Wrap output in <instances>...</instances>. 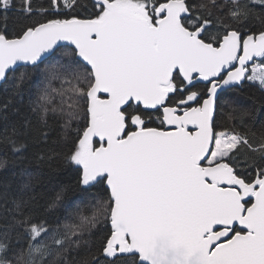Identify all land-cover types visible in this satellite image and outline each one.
Masks as SVG:
<instances>
[{"label":"snow or ice","instance_id":"snow-or-ice-1","mask_svg":"<svg viewBox=\"0 0 264 264\" xmlns=\"http://www.w3.org/2000/svg\"><path fill=\"white\" fill-rule=\"evenodd\" d=\"M10 77L0 264H264V0H0Z\"/></svg>","mask_w":264,"mask_h":264},{"label":"trees","instance_id":"trees-1","mask_svg":"<svg viewBox=\"0 0 264 264\" xmlns=\"http://www.w3.org/2000/svg\"><path fill=\"white\" fill-rule=\"evenodd\" d=\"M11 26V22H10ZM59 55V54H58ZM12 78L10 77L7 85H0V108L4 104L8 105V122L10 123L15 119V112L17 106L19 105L20 98L11 92H5V88H10ZM31 84V78L25 82V96H24V110L27 111L28 108V97L27 91L28 87ZM240 101L241 104L251 107L252 101L249 99V96H259V93L256 88L246 87L240 93L233 94ZM257 108L259 104L257 103ZM257 119H264L260 117L257 113ZM6 127V121L3 118H0V133L4 131ZM259 127V125H257ZM62 129L58 126L53 128L50 132L51 139L49 141L48 147L55 146L54 142L58 140ZM60 150V149H58ZM40 151V147L31 145L28 148L26 155L31 160V163L27 164L29 171L33 173H42L40 182L34 183V194L43 204L48 198L54 197L56 192L64 190V194L68 201H79L82 199L81 192L79 187L76 185L74 176L70 175L65 168L61 167L59 163H54L51 168L49 167H40L37 165L33 156L35 153ZM0 160L7 161L5 167L0 168V180L4 178H13V173L18 171L19 165L12 162L11 153L7 152L3 146H0Z\"/></svg>","mask_w":264,"mask_h":264},{"label":"water","instance_id":"water-1","mask_svg":"<svg viewBox=\"0 0 264 264\" xmlns=\"http://www.w3.org/2000/svg\"><path fill=\"white\" fill-rule=\"evenodd\" d=\"M1 85V84H0Z\"/></svg>","mask_w":264,"mask_h":264}]
</instances>
